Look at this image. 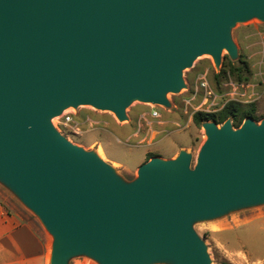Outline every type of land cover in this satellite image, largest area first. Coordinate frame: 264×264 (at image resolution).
I'll use <instances>...</instances> for the list:
<instances>
[{"label": "water", "instance_id": "water-1", "mask_svg": "<svg viewBox=\"0 0 264 264\" xmlns=\"http://www.w3.org/2000/svg\"><path fill=\"white\" fill-rule=\"evenodd\" d=\"M264 0H0V185L53 237L50 264H211L195 223L264 205V118L202 123L197 157L155 155L132 180L52 120L90 105L171 107L201 55L233 60Z\"/></svg>", "mask_w": 264, "mask_h": 264}, {"label": "rangeland", "instance_id": "rangeland-1", "mask_svg": "<svg viewBox=\"0 0 264 264\" xmlns=\"http://www.w3.org/2000/svg\"><path fill=\"white\" fill-rule=\"evenodd\" d=\"M232 35L238 47V58L233 60L224 51L221 67L217 68L210 55L199 56L193 66L184 71L186 86L179 93L168 94L171 107L135 101L126 110L129 119L120 121L111 111L81 105L67 108L52 122L74 144L97 151L127 180L137 176L138 168L147 161L148 153L170 158L176 157L181 149L189 148L188 151L193 152L196 158L206 139L203 126L193 121L196 112H218L228 102L236 101L243 105L254 104L256 114L264 116V22L251 19L238 23ZM244 61L249 63L251 74L243 70L242 75H248L249 79L239 82L229 67H243ZM200 76L206 77L212 98L201 86ZM213 101L217 106L209 112ZM154 109L159 111V118L151 117ZM67 116L70 121H67ZM0 189L10 197V202H7L11 211L18 214L45 242L47 264H50L53 237L31 210L6 188L0 186ZM194 228L208 247L211 264H264V205L197 222ZM17 262L10 252L0 248V264ZM70 264L97 263L78 257Z\"/></svg>", "mask_w": 264, "mask_h": 264}, {"label": "crops", "instance_id": "crops-1", "mask_svg": "<svg viewBox=\"0 0 264 264\" xmlns=\"http://www.w3.org/2000/svg\"><path fill=\"white\" fill-rule=\"evenodd\" d=\"M4 193L0 189V248L16 257L18 264H47L45 242L18 214L11 211L7 202H10V197Z\"/></svg>", "mask_w": 264, "mask_h": 264}, {"label": "trees", "instance_id": "trees-1", "mask_svg": "<svg viewBox=\"0 0 264 264\" xmlns=\"http://www.w3.org/2000/svg\"><path fill=\"white\" fill-rule=\"evenodd\" d=\"M230 72L233 76H236L237 81L242 82L249 79L251 74L250 65L247 61H244L243 67H236L230 66ZM245 70L248 75H242V71ZM226 72L225 70H223ZM253 117L256 121H259L264 116H258L256 114V107L254 104L243 105L236 101H230L224 105L222 110L214 113H207V112H196L193 116V121L196 125L200 126L204 121L213 120L216 121L218 124H222L228 118H231L233 121V125L235 127H239L243 121L248 118ZM155 154L148 153L147 161L153 157Z\"/></svg>", "mask_w": 264, "mask_h": 264}, {"label": "built area", "instance_id": "built-area-1", "mask_svg": "<svg viewBox=\"0 0 264 264\" xmlns=\"http://www.w3.org/2000/svg\"><path fill=\"white\" fill-rule=\"evenodd\" d=\"M199 81H200V84L201 86H203L204 88H206V90L208 91V82H207V79L205 76H200L199 78ZM208 95L212 98L213 97V93L211 91H208ZM217 106V103H215L214 101L210 104V107H209V112L210 111H214L215 108ZM151 117L152 118H159L161 115L159 113V111L157 109H154L153 111H151L150 113ZM67 118V121H70V117H66Z\"/></svg>", "mask_w": 264, "mask_h": 264}, {"label": "bare ground", "instance_id": "bare-ground-1", "mask_svg": "<svg viewBox=\"0 0 264 264\" xmlns=\"http://www.w3.org/2000/svg\"><path fill=\"white\" fill-rule=\"evenodd\" d=\"M151 105H153V104H151ZM121 123H123V122H121ZM101 152V151H100Z\"/></svg>", "mask_w": 264, "mask_h": 264}]
</instances>
